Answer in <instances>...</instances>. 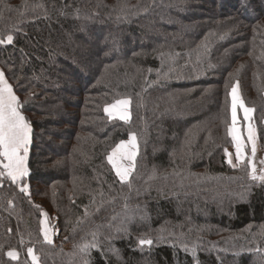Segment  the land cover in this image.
Wrapping results in <instances>:
<instances>
[{
	"label": "trees",
	"instance_id": "obj_1",
	"mask_svg": "<svg viewBox=\"0 0 264 264\" xmlns=\"http://www.w3.org/2000/svg\"><path fill=\"white\" fill-rule=\"evenodd\" d=\"M7 35L32 143L29 175L1 178L0 264H264V185L225 156L233 85L264 154V0H0ZM122 98L130 119L109 118ZM129 133L131 188L107 162Z\"/></svg>",
	"mask_w": 264,
	"mask_h": 264
},
{
	"label": "snow or ice",
	"instance_id": "obj_2",
	"mask_svg": "<svg viewBox=\"0 0 264 264\" xmlns=\"http://www.w3.org/2000/svg\"><path fill=\"white\" fill-rule=\"evenodd\" d=\"M120 17H117L119 19ZM13 42V36L7 35L6 39H0V44ZM231 96V125L228 127V134L231 136L235 147V162L233 154L225 149L227 163L237 168L245 164L250 171L249 177L253 181H260L264 185V169H261L260 175H257V168L254 159L257 151V134L254 125L251 123L247 127V143L242 138L238 123V108L243 110V119L249 121L251 113L254 109L245 106V103L238 93V85H233L230 92ZM130 98L116 99L112 104L105 106L104 112L109 118L118 115L120 120L128 121L130 119ZM22 102L15 94L13 86L5 78V74L0 70V178H8L13 184H20L24 177L29 175L28 157L29 146L32 143V127L30 122L22 114ZM251 146V156L246 157L245 148ZM139 145L135 133H129L127 140H121L107 154V162L115 171V175L119 178L122 184H128L131 188L130 177L136 169V157L138 155ZM264 164V160L261 161ZM2 186V185H0ZM20 190L28 191V186L23 185ZM45 219L40 223L42 225L41 232L46 243L51 244L53 241L49 234L47 224V214H43ZM153 241L150 238H141L139 244L152 245ZM98 247L95 239L91 244H84L80 251L87 253L90 248ZM28 255L31 256L33 264H38L39 258L33 253L32 248H28ZM185 251H188L185 248ZM259 251V250H257ZM8 257L15 260L18 253L15 250L7 253ZM195 256V249H193Z\"/></svg>",
	"mask_w": 264,
	"mask_h": 264
},
{
	"label": "rangeland",
	"instance_id": "obj_3",
	"mask_svg": "<svg viewBox=\"0 0 264 264\" xmlns=\"http://www.w3.org/2000/svg\"><path fill=\"white\" fill-rule=\"evenodd\" d=\"M115 117L118 118V115H115ZM237 127L240 129L242 138L245 140V143H247V127H245V129H244L243 132L241 131V128H240V126H239L238 123H237ZM256 145H257V151H256L257 158L254 159V163H255L256 168H257V175H260L261 174L260 170L261 169H264V164H261V161L264 159V154L260 150V145H259L258 137H257V140H256ZM247 148H249L250 153H248ZM227 150H228L229 153H232L233 154V161L235 162V147H234V144H233V147L231 149H227ZM245 153H246V157H250L251 156V146L250 145H248L245 148ZM53 224L54 225L56 224L55 221L53 222ZM50 230L52 231L51 233H52L53 237L59 235V230L55 229L54 226H52L50 228Z\"/></svg>",
	"mask_w": 264,
	"mask_h": 264
},
{
	"label": "crops",
	"instance_id": "obj_4",
	"mask_svg": "<svg viewBox=\"0 0 264 264\" xmlns=\"http://www.w3.org/2000/svg\"><path fill=\"white\" fill-rule=\"evenodd\" d=\"M6 78V77H5ZM30 146H31V144H30ZM30 146H29V150H30ZM4 178H6V177H4ZM25 178V177H24ZM23 178V179H24ZM6 179H8V178H6ZM23 181V180H22ZM21 181V182H22ZM45 219V218H44ZM47 224H48V219H47ZM52 231L49 229V234H50V236H51V239H53L54 237H53V235H52V233H51Z\"/></svg>",
	"mask_w": 264,
	"mask_h": 264
},
{
	"label": "built area",
	"instance_id": "obj_5",
	"mask_svg": "<svg viewBox=\"0 0 264 264\" xmlns=\"http://www.w3.org/2000/svg\"><path fill=\"white\" fill-rule=\"evenodd\" d=\"M0 185H1V178H0Z\"/></svg>",
	"mask_w": 264,
	"mask_h": 264
}]
</instances>
